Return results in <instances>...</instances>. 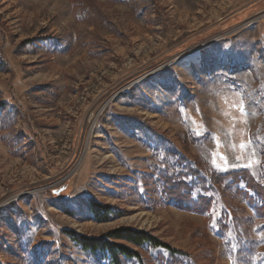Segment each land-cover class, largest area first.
I'll return each mask as SVG.
<instances>
[{
	"label": "rangeland",
	"instance_id": "rangeland-1",
	"mask_svg": "<svg viewBox=\"0 0 264 264\" xmlns=\"http://www.w3.org/2000/svg\"><path fill=\"white\" fill-rule=\"evenodd\" d=\"M236 170L264 184V0H0V264H111L78 236L181 260L107 237L126 227L264 264L246 184L212 180Z\"/></svg>",
	"mask_w": 264,
	"mask_h": 264
},
{
	"label": "trees",
	"instance_id": "trees-1",
	"mask_svg": "<svg viewBox=\"0 0 264 264\" xmlns=\"http://www.w3.org/2000/svg\"><path fill=\"white\" fill-rule=\"evenodd\" d=\"M189 170L192 169L190 168ZM227 179H230V184H237L240 182H244L246 184L247 190L239 189L238 193L246 199L255 216L264 222V184L258 182L253 175H250L245 170L230 171L225 174L214 173L212 175V180L216 184H220ZM199 181L203 184V186H207L210 179L201 178ZM168 184H170L172 188L174 187V189H179V192L181 191V195L184 196L183 202L185 203V205L182 204L184 208L189 210H198L195 208V206L199 207L201 204L204 206H208L209 200L205 197L202 198V196H199L198 198H196V201L193 200L195 199L193 185L190 186L186 181H181L179 182V184L176 183V186L172 185L171 183ZM248 189L251 190L255 196L249 194ZM204 190L205 189L203 188V191ZM104 209H110V207L107 206ZM94 210L97 214V217H99V209L95 208ZM103 213L108 214L105 212ZM98 220L101 222H105L109 219L104 216V218H98ZM107 237L114 240L127 241L135 245L136 247L149 246L154 249L164 248L174 257L178 255L181 258L179 262H173L169 264H185V262H182L184 260L182 258L188 256L187 253L171 247L169 244L162 242L148 232L137 231L128 227L112 230L107 234ZM74 240L77 241L85 250H88L95 254H103V256H109L111 264H121L122 259L131 258H136L142 262L141 254H139L138 251L128 249L122 245H117L115 242L110 240L103 241L82 236L74 237Z\"/></svg>",
	"mask_w": 264,
	"mask_h": 264
},
{
	"label": "bare ground",
	"instance_id": "bare-ground-1",
	"mask_svg": "<svg viewBox=\"0 0 264 264\" xmlns=\"http://www.w3.org/2000/svg\"><path fill=\"white\" fill-rule=\"evenodd\" d=\"M185 58H189V59H194V60H197L196 58L197 57H195V52H192V53H189V54H187L186 56H184ZM196 62V61H195Z\"/></svg>",
	"mask_w": 264,
	"mask_h": 264
}]
</instances>
